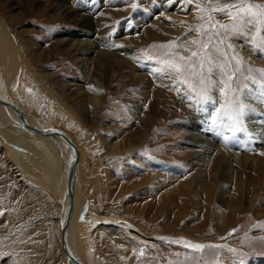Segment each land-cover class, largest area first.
Wrapping results in <instances>:
<instances>
[{"label": "rangeland", "instance_id": "374dc122", "mask_svg": "<svg viewBox=\"0 0 264 264\" xmlns=\"http://www.w3.org/2000/svg\"><path fill=\"white\" fill-rule=\"evenodd\" d=\"M252 2L264 4V0ZM196 3L207 8L215 0ZM196 3L0 0V16L10 26L19 57L13 69L0 67V100L1 94L9 95L12 104L0 103L24 111L36 126L75 141L82 177L74 185L89 198L87 216L121 217L137 230L132 236L121 225L104 223L91 228L88 236L81 233L76 245L81 241L86 245L84 264H264L260 76L243 69L229 89L222 86L225 77L218 69L210 76L205 72L201 83L199 76L177 74L164 63L184 64L180 57L201 51L192 41L205 38L204 34L189 31L207 19ZM215 19L230 22L220 14ZM180 26L183 29L176 32ZM251 38L258 40L259 35ZM227 42L247 65L264 68V53L249 38L230 36ZM90 43L93 51L88 50ZM84 56L92 59L87 74L81 69ZM96 80L104 86L99 105L93 102L101 91ZM217 120L228 125H215L219 135L207 140L215 157L199 178L189 161L201 148L187 140L192 130L209 132L208 124ZM104 140L124 153H108ZM61 142L70 150L68 143ZM29 158L26 163L35 168L46 163ZM71 158L67 163L65 156L63 165L68 184ZM16 162L0 143V264H64L59 217L65 207L54 172H49L48 182L57 191L56 203L30 182ZM127 167H132L130 173ZM154 234H185L200 244L224 247L194 252L151 237ZM228 245L236 246L238 255Z\"/></svg>", "mask_w": 264, "mask_h": 264}, {"label": "bare ground", "instance_id": "6f19581e", "mask_svg": "<svg viewBox=\"0 0 264 264\" xmlns=\"http://www.w3.org/2000/svg\"><path fill=\"white\" fill-rule=\"evenodd\" d=\"M67 10L72 11L71 9H68V8H67ZM182 27L183 26H180L175 31L179 32V30L183 29ZM167 31H169V30H167ZM67 33H73V32L67 31ZM67 33H64V34H67ZM75 34L78 36H82L81 32H77ZM148 34H149V32H148ZM84 35H87V34H84ZM151 35L154 36L153 34H151ZM150 38H151V36H150ZM66 39L67 38H65L64 41ZM78 45L80 46L82 44H78ZM93 48H94L93 45H91V43H90L88 50L93 51L94 50ZM91 60L92 59L89 56H84L81 59V69H82L83 73H86V74L89 73V65L91 63ZM17 63H19L17 44L13 41V39L11 37L10 26L7 24L5 18H2L0 16V67L6 66L7 69L8 68L13 69V66ZM30 68H31V66H30ZM3 78H4V76H3ZM96 83H97V85L100 86L99 89L101 91H99L97 94V96H99V97H97L96 100H94V101L92 100V101L95 104L99 105L100 103H102L103 96H101V94L103 95V91H104L103 87L104 86L100 85L101 82H99L98 80H96ZM100 96H101V98H100ZM1 97H2V100H0V101L8 102L10 105L12 104V101L9 100L10 99L9 95L3 96L1 94ZM95 104H94V106H95ZM95 108H96V106H95ZM0 109L10 110V111L14 112L15 114H17L18 117L20 118V120H19L18 118L13 116L10 111H0V143L2 145H4L5 149L7 148L8 155H10V157H12L13 159L15 158V160H17L21 171H23V173H25L29 177L30 182L32 184H34L35 186L42 188L44 190V194L46 196H48L52 200V202L56 203L57 200H56V196L54 195V192H57V191L48 182L51 179L53 172H54V178H53L54 184L57 186L59 192L61 193V199H62L61 202L65 207V213L61 217H59L60 219H62L63 223H64V221L66 219L65 217L68 214V211L72 207V203H73V212H72V216H71L72 218H71L70 224H69L65 234H66L67 249L70 250L72 255H74V257L78 260V262L75 260H73V261L70 260L67 253H65V251L63 250V242H62L63 255L65 256L64 264H84L83 258L86 255V253H85L86 252V249H85L86 245L84 244L83 241H81L82 243L79 242L80 244L76 245V241L77 240L80 241V234L81 233H85V236H88L89 230L91 228L96 227L97 225L104 224V223H108V224H110V223L115 224L116 223L118 226H120V225L123 226L125 228V230L127 232H129L132 236H135L134 232H136L137 230H135L131 226L129 221H127L124 218H121V217L115 218L112 216H106V215L103 216V215H99V214L93 215V216H87L86 213L88 212V210L90 209V206H91L89 198H87V196H85L82 192L76 190L74 184H72L74 187V193H73V197H72V201H71L70 195H69L70 186L67 182L68 177H66L65 170L63 169V165H65V160H66L65 156H67V159H68L67 163H71L72 155L74 157L73 159H74L75 164H76L75 165L76 174L78 172V176L76 175V177H75L76 180H74V183L77 181V179L80 182V176H81L80 174H82V173H81V169H79L81 156H78L76 148H75V150L72 149L71 143L68 141L69 138L67 139V138L63 137L60 133H57V132L54 133L55 131L53 132L51 130H48L47 128H45L43 126H36L34 123H32L29 120L27 114L24 111L18 110L19 108L18 109L13 108V107H10L6 104L4 105L3 103H0ZM98 111H99V109H98ZM257 115H259V112L257 113ZM250 116L255 117V115H250ZM261 116H263V115H261ZM96 117H98V116H96ZM259 118H261V117H259ZM215 125H217L221 128H225V125H228V122H224L223 124L222 123L220 124V123H218V120H217V121H215L214 125L208 124V127L206 128V130H208L209 132L205 131V133L200 132L199 130L196 132L194 130H192V132H194V133H190L191 135L188 137L189 140H187V143L192 144L196 147L199 146L201 148L198 151V153H196V155H194L191 158V160L189 161V164L195 166L197 173L200 174V175H198L199 178H202L204 176V173L206 172L207 168L209 167L208 162L213 160L215 157V154H214L215 150H213L212 145H208V141H207L209 139V137L214 138V135L215 136L219 135L218 134L219 131L216 129ZM262 130H264V129H262ZM46 132H52L54 134H51L49 136V135L45 134ZM62 140L65 141L66 143H68L70 150H68V148L64 146V143L61 142ZM71 141H72V139H71ZM104 145L106 146L107 152L110 154H112V152H114L113 154H115V153H118V154L122 153L123 154L124 153L121 149L115 150L116 147H114V144L111 146L109 141L104 140ZM29 156L31 158L37 157L38 159H41L42 161L46 160V163L43 161L42 168L41 167L35 168L34 166H36V165L33 166L30 163H26L25 159L29 158ZM30 161H31V159H30ZM47 162H48V164H47ZM43 169H45V170H43ZM46 169H48V170H46ZM68 169H71V167L70 168L68 167ZM176 169L177 168L174 167V170H173L174 174L177 173ZM50 171L52 172V175H50L51 174V173H49ZM68 173H70V172H68ZM223 174L225 175L226 179L229 178V176H228L229 174L225 169L223 171ZM200 180L201 179H199L198 182H200ZM39 192L40 191H38V193ZM222 198H224V199L227 198L224 195V193H223ZM81 225L86 227L88 230L85 231V230L81 229V227H80ZM140 233L142 234V236L143 235L148 236V237L150 236V235H147V234L142 233V232H140ZM151 237H154L155 239L166 240L168 242L172 241L174 243H176L175 241H191L194 243H199L197 240L190 238L189 236H187L185 234L183 236L182 235H175V234H168V235L167 234H154ZM176 244L179 246H182V247H186L184 243H176ZM230 249H234L235 251H230V252L234 253L235 255H238L239 249L236 246L228 245V250H230ZM260 262H263V261H260Z\"/></svg>", "mask_w": 264, "mask_h": 264}, {"label": "snow or ice", "instance_id": "6c2138e0", "mask_svg": "<svg viewBox=\"0 0 264 264\" xmlns=\"http://www.w3.org/2000/svg\"><path fill=\"white\" fill-rule=\"evenodd\" d=\"M186 3H196V0H185ZM198 10L207 15V19L201 25L189 29L190 32L203 33L205 38L193 40V44L200 45V52L191 51L190 56L180 57L184 64L175 63L173 61H164L168 69L183 75L191 72L193 76H199L201 83L206 79L205 72L210 76L214 69H218L221 75L225 77L222 86L231 87L232 81L237 77L243 69L248 72L258 73L260 83L264 85V68L254 69L251 65L245 63L242 57L227 42L230 36H244L249 38V42L253 44L257 50L264 53V4L253 3L252 0H231L230 3L220 4L215 0L214 6L203 7L196 3ZM220 14L229 19V23L221 24L215 19V15ZM203 19V15H202ZM258 34L259 39L253 40V34ZM198 63H193V60ZM199 70V71H197ZM249 80H255V77L249 76ZM187 83V81H184ZM202 93L206 95L207 89H202ZM235 231V230H233ZM176 243H184L186 247L194 252H202L209 247L220 248L222 245H204L191 241H175ZM229 251H235L230 249Z\"/></svg>", "mask_w": 264, "mask_h": 264}, {"label": "water", "instance_id": "95a60500", "mask_svg": "<svg viewBox=\"0 0 264 264\" xmlns=\"http://www.w3.org/2000/svg\"><path fill=\"white\" fill-rule=\"evenodd\" d=\"M56 133V132H54ZM52 132H46L45 134L47 135H51V134H54ZM63 137L67 138L65 135L61 134ZM68 139V138H67ZM68 141L71 143V146H72V149L75 150V145L74 143L71 141V139ZM74 158V157H73ZM75 161L73 159L72 161V164H71V178H70V183H69V186H70V190H69V195H70V199L72 201V197H73V193H74V187L72 184H74V180H75V177H76V169H75ZM72 212H73V203H72V207L70 208V210L68 211V214L66 215V219L64 221V223L62 224L61 226V234H62V238H63V250L65 251V253H67L68 257L70 258L71 261L75 260L78 262V260L74 257V255H72V253L70 252L69 249H67V245H66V230L70 224V221H71V216H72ZM116 224V223H115ZM117 225V224H116Z\"/></svg>", "mask_w": 264, "mask_h": 264}, {"label": "crops", "instance_id": "0c3cea01", "mask_svg": "<svg viewBox=\"0 0 264 264\" xmlns=\"http://www.w3.org/2000/svg\"><path fill=\"white\" fill-rule=\"evenodd\" d=\"M133 169H134V168H133ZM127 170H128V172L130 173V171L132 170V167H127ZM120 171L123 172V170H120ZM129 173H128V174H129ZM123 175H124V174H123ZM123 175H121V178H124ZM128 176H129V175H128ZM126 179H127V178H125V180H126ZM124 182H125V181H124ZM109 193H112V191L109 192ZM109 193H106V192L104 193V197H105V198L107 197L108 200H110L109 197H108ZM129 199H130V198H128V197L123 198V200H127V201H130ZM110 201H111V200H110Z\"/></svg>", "mask_w": 264, "mask_h": 264}]
</instances>
